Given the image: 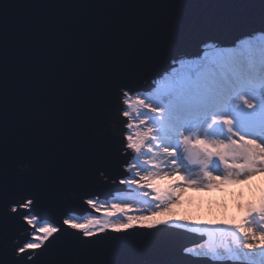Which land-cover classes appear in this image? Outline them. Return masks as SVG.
Listing matches in <instances>:
<instances>
[{
  "label": "snow or ice",
  "instance_id": "1",
  "mask_svg": "<svg viewBox=\"0 0 264 264\" xmlns=\"http://www.w3.org/2000/svg\"><path fill=\"white\" fill-rule=\"evenodd\" d=\"M256 177L264 0L0 4V264H264V194L231 223L173 213ZM110 183L150 210L105 208Z\"/></svg>",
  "mask_w": 264,
  "mask_h": 264
},
{
  "label": "rangeland",
  "instance_id": "2",
  "mask_svg": "<svg viewBox=\"0 0 264 264\" xmlns=\"http://www.w3.org/2000/svg\"><path fill=\"white\" fill-rule=\"evenodd\" d=\"M262 194H264V177H256L250 186L228 185L222 189L217 188L207 192L189 189L184 192L180 204L173 208V213L180 222L193 220L207 224H217L221 221L231 223L234 218L239 217L241 203L258 200ZM99 201L105 208L113 202L125 203L131 207L133 212L136 209L149 211L148 205L144 202H151L150 197L140 195L139 190H123L107 201L100 199ZM89 213L96 216L103 214ZM89 213L73 217L82 221L88 217Z\"/></svg>",
  "mask_w": 264,
  "mask_h": 264
},
{
  "label": "water",
  "instance_id": "3",
  "mask_svg": "<svg viewBox=\"0 0 264 264\" xmlns=\"http://www.w3.org/2000/svg\"><path fill=\"white\" fill-rule=\"evenodd\" d=\"M5 0H0V4L4 3ZM8 2H15V0H8ZM38 2H58V0H38ZM106 2L110 3H119V2H127V3H138L143 2V0H106ZM148 2H162V0H148ZM168 2H177V0H168ZM187 2H192V0H187ZM123 190H129L126 189V186L117 184H109L108 186L95 190V194L98 197V199L107 201L110 198H112L114 195H116L119 192H122ZM134 191V190H130ZM84 209H87V211H84ZM88 212H94L89 206L84 204H78L73 207V209L70 210V214H86ZM97 213V212H95ZM102 212H99L98 214H101ZM26 234L24 232L18 233V236L23 239Z\"/></svg>",
  "mask_w": 264,
  "mask_h": 264
},
{
  "label": "bare ground",
  "instance_id": "4",
  "mask_svg": "<svg viewBox=\"0 0 264 264\" xmlns=\"http://www.w3.org/2000/svg\"><path fill=\"white\" fill-rule=\"evenodd\" d=\"M89 213V212H88ZM87 214V213H86ZM72 216H74V215H85V214H71Z\"/></svg>",
  "mask_w": 264,
  "mask_h": 264
}]
</instances>
